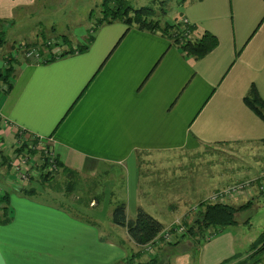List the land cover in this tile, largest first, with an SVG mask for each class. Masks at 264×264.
Instances as JSON below:
<instances>
[{"label": "crops", "instance_id": "crops-1", "mask_svg": "<svg viewBox=\"0 0 264 264\" xmlns=\"http://www.w3.org/2000/svg\"><path fill=\"white\" fill-rule=\"evenodd\" d=\"M53 1L0 0V20L11 26L21 14ZM182 8L177 21L193 24L197 36L208 31L219 40L200 59L160 32L116 21L92 30L85 51L44 62L19 61L14 60L17 40L7 38L5 27L0 69L10 58L14 77L9 92L0 88V108L15 129L3 132V157L11 154L15 130L21 128L49 138L58 160L81 179L118 168L124 179L118 200L126 203L128 217L143 208L161 221L163 213L169 220L161 221L165 229L184 220L188 210L168 206L169 201L159 207V201L171 198L172 187L150 186L155 166L164 175L173 156L246 143L259 151L246 162L263 174L264 121L245 98L256 88L264 100V0H184ZM38 180L22 182L8 164L0 168V195L10 194L12 209V220L0 225V264H193L185 242L174 249L161 237L150 253L113 221L107 236L98 216L81 218L74 208L71 212L41 195L34 185ZM32 187L36 194L22 192ZM113 208L107 209L108 217ZM240 248L234 231L226 229L203 244L198 264L231 258L228 264H236L248 252Z\"/></svg>", "mask_w": 264, "mask_h": 264}, {"label": "rangeland", "instance_id": "rangeland-1", "mask_svg": "<svg viewBox=\"0 0 264 264\" xmlns=\"http://www.w3.org/2000/svg\"><path fill=\"white\" fill-rule=\"evenodd\" d=\"M130 1L135 7L149 5L155 9L156 14H164V17L161 18L163 22H178L177 19L183 12L182 3L184 0ZM101 3L102 0H54L51 4L39 6V11H34L33 14L32 11L21 14L11 23V26L10 23L4 22L7 38L17 40L15 42L17 56L14 60H26L27 58L23 54L25 46L31 40L39 44V37L43 39L65 34L71 38L74 46L86 43L89 34L97 25V19L101 16ZM92 11L93 14L90 15ZM53 27L56 32L51 31ZM234 146L238 147L233 148V150L240 151L237 155L232 153L233 150L215 145L203 147L199 152L187 153L185 156L179 154V158L176 159L183 158L180 162L173 156L170 164L165 165L171 166L169 171L166 168V174L163 175L159 166H155L156 172L151 171L148 177L151 180L149 184L151 186L164 183L172 187L171 198L168 197L159 201V207H163L169 201L168 206L171 205L175 208L180 205L185 211L188 210V215L184 220H176L172 224L173 226L169 228L175 234L174 241H176L180 232L183 231L182 233H184L187 230L185 222H192L198 215L201 202H217L218 200L211 198L216 192L226 190L235 184L250 181V185L244 194L226 197L219 201L239 206L253 200V204L249 208L236 213V223L231 227L236 237L243 244V248L240 250L243 253L248 251L247 255L236 264H251L256 258H260V261L255 264H264V253L256 257L250 256L254 253L252 245L264 232V189H262L264 188V178L259 173L260 168L253 171L246 161L250 159L247 157H251L259 151L246 143L234 144ZM6 150L11 152V145L6 144ZM253 162L256 161L253 160ZM149 167L152 168V166ZM249 167L251 168L249 169ZM104 169L101 175L95 179H81L77 176L71 178L67 174L57 172L51 174L52 179L43 180L39 174V183L34 185L39 187V191L43 190L41 195H48L58 202L66 204L70 207L66 208L71 212L74 208L77 216L80 215L81 218L87 219L98 216L99 221L103 223L101 230L107 236H112L109 229L112 214L108 217L107 209L115 207L117 202L122 201L118 200V195L121 193V184H123L124 179L121 176V170L118 168L106 167ZM148 174L149 171H145V175ZM143 199L146 202L152 198ZM157 202L155 201L156 204ZM91 206L98 207V209H93ZM193 206L194 208H192ZM151 207L159 209L157 206L151 205ZM90 209H93L92 212L86 214ZM159 216L161 221L168 223L166 214L161 213ZM119 228L122 232L125 230L122 226ZM182 243L184 242L182 241ZM184 245V247H188V241Z\"/></svg>", "mask_w": 264, "mask_h": 264}, {"label": "trees", "instance_id": "trees-1", "mask_svg": "<svg viewBox=\"0 0 264 264\" xmlns=\"http://www.w3.org/2000/svg\"><path fill=\"white\" fill-rule=\"evenodd\" d=\"M164 11V9H163ZM164 13V12H163ZM93 14V11L90 15ZM164 14H156L155 9L149 5L135 7L130 0H102L101 3V16L97 19V25L93 31L102 24H110L116 21H122L128 25L129 28L137 27L143 30H151L154 32H160L165 37L171 39V41L180 46L183 51H186L189 55L195 58H202L217 47L219 40L212 33L206 31L202 36L195 34V27L191 23L169 22L162 21ZM186 24V25H184ZM4 25L0 20V43H4ZM52 32H56L53 27ZM94 38L93 32L89 34L86 43H82L79 46H74L71 38L65 34L56 37H46L41 39L39 37V50L44 55L48 48V42H52L53 45L50 48V54L45 61H50L57 54H53L52 48L59 47L61 52L59 55L64 56L66 54L85 51L89 49L90 44ZM41 39V40H40ZM29 43L25 47L38 48V43L28 41ZM25 43V42H24ZM8 65L0 69V88L4 86L7 92L13 87L14 68L11 64V59L8 58ZM247 105L255 111V113L264 121V100L260 96L256 88H253L251 93L245 98ZM59 172L72 177H78V172L74 169L64 166L57 158ZM43 180L52 179L50 173H41ZM38 180L39 177L31 179ZM25 195H34L37 193L36 188H30L22 191ZM10 194L4 193L0 195V224H8L12 220V209L10 208ZM253 204V200H249L247 203L236 206L226 202H201V208L198 211V215L192 222H185L187 230L180 234L176 241L168 243L171 246L177 248V246L183 242L189 243L186 250L189 251L193 258V264H198L199 255L203 244L211 237L220 234L226 229L231 228L236 223L235 215L238 211L249 208ZM112 221L116 225L125 227L129 236L135 241L136 244L144 246L155 241L165 230L164 224L148 213L143 208L137 210V214L134 218H129L127 215V206L124 201H119L115 204L112 211ZM254 253L251 257L262 255L264 253V232L252 245ZM234 258V257H233ZM232 261V258L226 260L222 264H228ZM260 261V258H256L251 264H255Z\"/></svg>", "mask_w": 264, "mask_h": 264}, {"label": "built area", "instance_id": "built-area-1", "mask_svg": "<svg viewBox=\"0 0 264 264\" xmlns=\"http://www.w3.org/2000/svg\"><path fill=\"white\" fill-rule=\"evenodd\" d=\"M181 22L188 23L187 20H182ZM186 25V24H184ZM48 48L52 47L53 43L48 42ZM49 48V50H50ZM49 50L46 51L44 55H42L40 50L35 47H26L24 49V56L29 59H33L38 62H44L45 59L50 54ZM53 54H60L61 52L55 51L52 48ZM17 54L14 58H16ZM8 61L5 64V67L8 65ZM14 124L10 122L2 113L0 108V168L4 166V164H8L11 171L17 176L18 180L22 182L31 181L34 177H39L41 173H50L55 174L59 172V166L57 162V156L55 154L54 148L52 146V142L49 138L39 136V135H30L26 130L17 128L15 131L16 140L12 147V152L8 156V158H4V150L5 143L3 139V132L8 128H14ZM6 160V161H5ZM40 168V171H39ZM264 178V173L261 175ZM250 181H245L239 184L232 185L226 190L218 191L214 195L211 196L214 200H223L226 197H234L244 194L247 188L249 187ZM264 187V184H263ZM264 189V188H262ZM173 226V225H172ZM171 226V227H172ZM180 232V231H179ZM183 232V231H182ZM180 232V234H182ZM176 233V231H175ZM179 234V233H178ZM179 236V235H178ZM163 239V241L167 243L174 242L175 234L171 231V229H165L162 234L156 239ZM155 240V241H156ZM154 242V241H153ZM153 242L144 245V248L147 252H154Z\"/></svg>", "mask_w": 264, "mask_h": 264}]
</instances>
